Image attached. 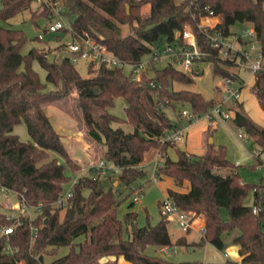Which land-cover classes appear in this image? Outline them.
Returning a JSON list of instances; mask_svg holds the SVG:
<instances>
[{
	"label": "trees",
	"instance_id": "trees-1",
	"mask_svg": "<svg viewBox=\"0 0 264 264\" xmlns=\"http://www.w3.org/2000/svg\"><path fill=\"white\" fill-rule=\"evenodd\" d=\"M33 1L3 0L0 17L9 19L30 8ZM63 4L76 36L95 38L131 64L151 56L164 44L182 43V31L190 24L204 52L201 60L210 62L214 75L239 79L228 68L235 65L234 61L221 58L220 48L212 47L199 28L206 5L219 15L212 30L228 35L237 22L251 23L264 49V0H63ZM146 4L150 9L143 13ZM48 10H34L32 20L35 22ZM124 24L130 28L127 34L122 33ZM26 42L24 30L0 27V187L16 192L29 205L42 206L32 219L22 215V224L11 234H0V264H46L45 255L55 254L61 246H68L69 252L48 264H109L102 262L108 256H122L132 264H177L146 253L150 245H173L169 220L162 216L155 225L138 227L133 211L120 219L116 188H105L100 175L78 177L67 207L55 205L64 184L70 180L67 167L77 172L81 166L67 149L45 106L69 97L74 91L83 112L87 139L103 148L104 159L121 167L114 181L123 182L134 191L141 190L142 185L136 183L146 171L140 164L149 151L158 150L164 160L157 174L171 178L178 187L188 183L186 191L168 188L167 197L182 210L193 211L205 219L207 233L197 245L210 243L220 251L237 245L241 264H264V185L241 181L236 166L227 158L225 146L210 142L211 125L202 154L161 140L178 126L171 122L165 108L176 111L178 104L189 105L194 114L201 116L217 102L201 92L174 89L175 83H194L192 74L171 61L162 68L151 61L141 81L132 80L123 66L95 68L90 64L89 74L83 76L67 55L51 59L48 51L38 47L23 54ZM35 60L47 70V81L54 89H47V83L33 67ZM253 91L264 110V71L255 74ZM117 97L126 101V118L110 111ZM234 109L235 124L254 137L264 151V125L251 118L239 101ZM22 121L27 125L29 141L14 133L15 126ZM123 124L133 129L127 130ZM171 147L177 151L175 160L168 155ZM51 152L60 155L64 162L52 157ZM251 191L254 201L250 205L245 200ZM133 205L134 202L130 204ZM255 207L260 208L257 213ZM14 222L6 213L0 214V228ZM32 226L38 228L34 242ZM128 226L133 229L126 239L124 231ZM80 236L85 238L76 242ZM180 241L177 243L182 244ZM8 245L13 251L6 250Z\"/></svg>",
	"mask_w": 264,
	"mask_h": 264
},
{
	"label": "rangeland",
	"instance_id": "rangeland-1",
	"mask_svg": "<svg viewBox=\"0 0 264 264\" xmlns=\"http://www.w3.org/2000/svg\"><path fill=\"white\" fill-rule=\"evenodd\" d=\"M2 5L3 0H0V9L2 8ZM44 7L45 6L41 3L33 1L30 8L19 12L9 19H3L0 17V27L24 30L27 36V42L23 47V54L28 53L33 47H38L40 49L44 48L48 51L51 59L55 56H66V44L71 41L72 36L64 31H48V13H45L41 17H37L35 22L31 18L34 10L39 13L45 9ZM127 9L128 11L130 10L129 5H127ZM149 9L150 5L146 4L142 7V12L146 13ZM65 12L66 9L63 7L61 10L62 20L66 24H69L70 19ZM249 26V23L237 22L231 26V31L241 33L243 29ZM129 29L128 24L122 25L123 34L129 33ZM39 35H43V38L37 39ZM161 51L162 48H159V52ZM149 58L150 55L145 56V59ZM169 61V59H163L156 62L157 67L162 68L166 66ZM75 65L83 76L89 74L87 62L80 60ZM33 67L39 73L42 81L47 83V89H54V85L47 81V70L43 68L37 60L33 62ZM192 67L195 70L200 71L199 74L188 72L193 75L195 82L192 84L175 83L174 89H189L201 92L207 99H221L223 92H225L224 81L218 75H214L213 67L210 62L204 60L197 61ZM228 68L232 71H239L244 76L247 84L243 87L240 103L251 118L260 125H264V110L259 105L257 95L253 91V77L244 69H238L234 66H229ZM219 83L221 84L220 88L217 87ZM75 94L76 92L74 91L69 97L45 106V110L50 116L54 127L62 134L67 149L76 162L81 166V169L77 172H72L67 167L66 172L70 176V180L64 184V191L68 190L72 183L80 176L100 175L105 188L112 185L116 188L115 197L119 203L117 214L120 219L124 220L125 215L128 212L133 211L137 214L136 222L138 227L147 226L148 223L152 225L157 224L162 218L159 201H163L167 197L166 193L168 187L176 188L169 177L165 176V178H161L157 174L158 171H155L156 161L152 160V156L157 153L158 150L154 149L149 151L142 162L146 175L143 178H140L136 183L142 185L141 191H134L131 186H127L123 182L119 183L118 181H114L117 177V172L107 170L106 168H98L101 160L104 159L103 148L94 146L87 139L84 132L83 112L79 107L77 100L74 98ZM126 105V101L123 97H117L115 99V105L110 107V111L121 118H126ZM227 105L235 107L236 101L230 100ZM183 108L191 109L189 105L183 106L179 104L176 106V111L171 108H165L166 113L173 124L181 123L188 127V131L190 132L188 145L186 143H180L178 147L183 150L189 148L193 151H200L206 146L208 140L207 130L210 125L208 124L206 130L202 131L203 127L207 125L206 119L202 118L195 120V123L190 126L191 122L179 118L178 114ZM123 126L127 130L133 129L132 126L127 124H123ZM239 132L246 134V131L239 128L233 119H218L216 124L210 128V139L212 138V142L216 146H225L227 158L236 166L242 182L264 185V151L254 137L249 136V139H242L238 136ZM14 133H16L23 141H29L31 139L27 125L24 121L15 126ZM257 152L260 153L259 157H257ZM169 154L174 160L178 158L175 147L169 149ZM51 155L52 157L59 158L61 162H64L63 158L55 152H51ZM142 166H140V168H142ZM184 187H186V185ZM7 191L8 190L6 189L0 191V214H11L13 212L18 214L21 211H15L13 209V204L18 203L17 194L14 191ZM85 192L87 194L89 191L86 190ZM135 196H139L138 201L134 200ZM253 201L254 195L253 191H251L247 196L245 203L251 205L253 204ZM132 202H134V205L131 207L130 204ZM223 213H227L225 209L223 210ZM29 214L34 218L38 214V211L32 210ZM60 216L63 218L64 212H61ZM169 228L172 236H175L177 233H183L174 223H170ZM132 229V226H128V229H125L124 237L126 239L131 237ZM204 237L205 236H202L201 239ZM84 238L85 236H80L76 239V242L83 241ZM195 238L200 239V235L196 233ZM156 248L158 247L150 245L147 247L146 253L157 255L153 254ZM174 248L175 246H172L171 251L174 250ZM178 250V254L172 252L165 254L160 252V250H157L156 252L159 251V256L162 255L166 257L167 260L175 263L187 261V264H241V256L237 245H231L224 251L218 250L210 243H206V246L202 247H189L186 249L178 247ZM68 252V246H61L56 249L55 254L45 255V262L48 264L52 260L66 255Z\"/></svg>",
	"mask_w": 264,
	"mask_h": 264
},
{
	"label": "built area",
	"instance_id": "built-area-1",
	"mask_svg": "<svg viewBox=\"0 0 264 264\" xmlns=\"http://www.w3.org/2000/svg\"><path fill=\"white\" fill-rule=\"evenodd\" d=\"M36 3H41L44 8H48V26L47 30L50 32H63L65 28H68L72 39L66 44L67 56L71 61L76 64L78 61L83 60L87 62L88 65L92 64L95 68L105 65L108 68L121 67L123 66L127 73L131 75L132 80L141 81L144 70L147 68L148 64L153 62H159L163 59H169L181 70L191 73L199 74V70H195L192 66L195 62L201 61L204 54L201 49L197 35L192 25L186 24L182 31V43H167L162 45V51L156 49L152 52L149 59H144L138 63H128L120 58H118L113 52L109 50L106 44L97 41L95 38L90 36H76L69 24H66L62 20L61 10L64 7L62 0H34ZM206 11L200 18L199 28L205 33L209 44L212 47L220 48L221 58L232 59L234 61V67L238 69H244L252 77L258 71H264V49L261 42L258 40L257 32L253 24L249 23L250 26L243 29L241 33L232 32L228 35L223 34L220 30L214 29L219 22V15L211 9L208 5L204 6ZM39 38H43V35H39ZM240 78L235 80L231 77H221L224 81L225 92H223L222 98L218 99L216 104L210 108L206 113L198 116L192 112V110L184 108L181 111V117L184 119H191L192 121L205 118L208 120L209 125L213 126L216 124L218 119L229 120L233 119L235 114L234 107L228 104V101L235 100L239 101L242 97L243 87L247 84L246 80L241 77L239 71H234ZM155 86V82H152ZM221 84L217 85L220 88ZM164 103H161L163 106ZM238 136L242 139H249V134H244L242 132L238 133ZM163 141H170L176 144L184 143L186 140V132L184 128H175L170 130L165 136L162 137ZM259 152H257L258 154ZM156 166L155 171L157 172L161 162L159 159V152L155 157ZM98 168L117 172L121 171V167H118L113 161L103 159L101 160ZM77 180V179H76ZM75 180V181H76ZM74 181V182H75ZM72 183L71 187L63 191L59 198L55 201V205L65 209L68 205V199L72 195ZM5 188L0 187V191ZM7 190V189H6ZM10 191V190H8ZM7 191V192H8ZM141 191V190H137ZM17 194V193H16ZM18 203L13 204V209L15 211L19 210L18 214L14 212L7 214L9 219L15 220L11 225H4L0 228L1 235H9L13 232V229L22 224V215H28L30 219V212L32 210L41 211L42 204L29 205L25 200L18 197ZM135 201L139 200V196L134 197ZM160 210L162 216L166 217L169 221H175L179 228L187 232L194 229L197 225L200 233L205 236L207 233V228L205 222L200 221V217L203 215H198L193 211L182 210L177 206L171 199L166 197L160 204ZM260 208L255 207L254 212L257 213ZM32 229V242L35 241L36 233L38 228L35 226ZM171 245H165L161 247V251L165 254L178 253V248L175 247L171 251ZM7 251H13V248L8 245L6 246ZM16 249H14L15 251ZM227 255V254H226Z\"/></svg>",
	"mask_w": 264,
	"mask_h": 264
},
{
	"label": "crops",
	"instance_id": "crops-1",
	"mask_svg": "<svg viewBox=\"0 0 264 264\" xmlns=\"http://www.w3.org/2000/svg\"><path fill=\"white\" fill-rule=\"evenodd\" d=\"M241 77H242L243 79H245L244 76H243L242 74H241ZM253 80H254V77H253ZM257 101H258V100H257ZM182 119H184V118H182ZM186 120L189 121L190 119H186ZM189 122H190V121H189ZM206 122H207V125H205V126L203 127V130H202V131L206 130V128L208 127V124H209L208 120H206ZM193 123H195V121H191L190 126H192ZM176 128H184V129H185V132H186V140H185L184 143H186V144L188 145V142H189V135H190V132L188 131V127H186V126H184V125H182V124L180 123V124H178V126H177ZM178 145H179V144H178ZM200 145H201V144H200ZM169 149H170V148H169ZM169 149H168V155L170 156V154H169ZM186 150H187V151H190V152H194V153L202 154V153L204 152V150H205V147H203L200 151H193V150H191V149H189V148H186ZM157 154H158V152L155 153V154L152 156V160H153V161H155V157L157 156ZM159 159H160V161H163V160H164V158H163L162 156H160V155H159ZM145 164H146V163H145ZM145 164H144V165H145ZM140 166H142V163L140 164ZM142 168H144V166H142ZM161 178H165V176H162ZM170 179H171V178H170ZM171 181H172V179H171ZM174 185H175V184H174ZM185 185H186V187H178V186L175 185L176 188H174V187H171V188H174V189L179 190V191H186V190H187L188 183L186 182ZM168 188H170V187H168ZM166 194H167V193H166ZM200 221H201V222H205L204 217L201 216V217H200ZM170 223H174L175 226H176L178 229H181V228L178 227V225L176 224L175 221H169V224H170ZM169 224H168V229H169V232H170ZM181 231H182L183 233H177L175 236H172V235L170 234L171 239H172V242H173V245H171V246H175V247H177V248H178V247H182V248H185V249H186V248H189V247H202V246H198V245H197V243L201 240V237L203 236V235L200 233V231H199L198 225H197L194 229H191V230H189V231H187V232L183 231L182 229H181ZM196 233L200 235V239H196V238H195ZM180 240L183 241L182 244L177 243V242H181ZM203 246H206V244L203 245ZM157 250H160V252H162V251H161V247H159V248H156V249H155V252H154L153 254H157V255H159V251L156 252ZM178 253H179V250H178ZM178 253H177V254H178ZM160 256H162V255H160ZM162 257L166 259V257H164V256H162ZM102 262H104V263H109V264H112V263H115V264H132L131 262H129V261H127L126 259H124V257H122V256H120V257H118V258H116V257H114V256L104 257V258L102 259ZM177 264H187V261H180V262H177Z\"/></svg>",
	"mask_w": 264,
	"mask_h": 264
},
{
	"label": "water",
	"instance_id": "water-1",
	"mask_svg": "<svg viewBox=\"0 0 264 264\" xmlns=\"http://www.w3.org/2000/svg\"><path fill=\"white\" fill-rule=\"evenodd\" d=\"M210 141L212 142V138L210 139Z\"/></svg>",
	"mask_w": 264,
	"mask_h": 264
}]
</instances>
